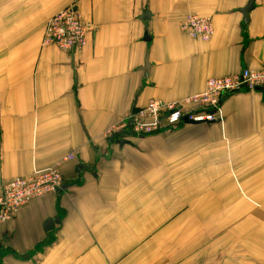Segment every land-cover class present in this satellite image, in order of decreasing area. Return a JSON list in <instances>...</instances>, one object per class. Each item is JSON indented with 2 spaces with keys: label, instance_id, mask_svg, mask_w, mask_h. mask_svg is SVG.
<instances>
[{
  "label": "crops",
  "instance_id": "crops-1",
  "mask_svg": "<svg viewBox=\"0 0 264 264\" xmlns=\"http://www.w3.org/2000/svg\"><path fill=\"white\" fill-rule=\"evenodd\" d=\"M247 2L0 0V194L55 164L62 176L0 224V264H264V88L223 95L216 122L104 136L151 100L264 68V0L244 22ZM69 7L87 45L43 46ZM187 15L211 18L208 42L181 32Z\"/></svg>",
  "mask_w": 264,
  "mask_h": 264
},
{
  "label": "built area",
  "instance_id": "built-area-1",
  "mask_svg": "<svg viewBox=\"0 0 264 264\" xmlns=\"http://www.w3.org/2000/svg\"><path fill=\"white\" fill-rule=\"evenodd\" d=\"M181 32L189 38L208 42L213 35L209 17L187 15L179 24ZM91 29L73 8H65L47 22L42 38L43 46H53L68 53L80 51L88 43ZM264 88V68L243 69L222 78L206 80L202 92L173 103L151 100L140 109L131 111L124 122L105 132L108 140H125L157 134L182 124H205L220 119L221 98L245 90L249 93ZM66 160H72L69 155ZM62 185L59 165L35 173L27 178H15L4 184L0 194V224L12 220L19 210L33 200L54 193Z\"/></svg>",
  "mask_w": 264,
  "mask_h": 264
},
{
  "label": "water",
  "instance_id": "water-1",
  "mask_svg": "<svg viewBox=\"0 0 264 264\" xmlns=\"http://www.w3.org/2000/svg\"><path fill=\"white\" fill-rule=\"evenodd\" d=\"M252 7H253V0H248L247 5L243 9L240 10L243 15L244 22L248 21V13L251 11ZM117 143L119 145H123L126 142L123 140H120V141H117ZM53 223L54 222L52 220H48L45 224V230H50L51 227L53 226Z\"/></svg>",
  "mask_w": 264,
  "mask_h": 264
}]
</instances>
